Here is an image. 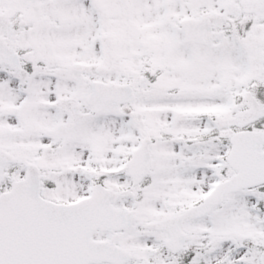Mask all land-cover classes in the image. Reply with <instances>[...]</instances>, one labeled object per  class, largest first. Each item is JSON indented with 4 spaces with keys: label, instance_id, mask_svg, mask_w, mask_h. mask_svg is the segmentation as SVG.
<instances>
[{
    "label": "snow or ice",
    "instance_id": "snow-or-ice-1",
    "mask_svg": "<svg viewBox=\"0 0 264 264\" xmlns=\"http://www.w3.org/2000/svg\"><path fill=\"white\" fill-rule=\"evenodd\" d=\"M0 264H264V0H0Z\"/></svg>",
    "mask_w": 264,
    "mask_h": 264
}]
</instances>
